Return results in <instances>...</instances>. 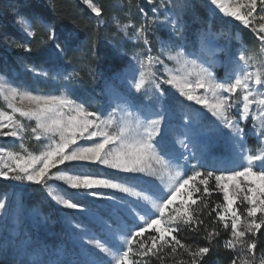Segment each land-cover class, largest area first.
<instances>
[{
    "label": "snow or ice",
    "instance_id": "6c2138e0",
    "mask_svg": "<svg viewBox=\"0 0 264 264\" xmlns=\"http://www.w3.org/2000/svg\"><path fill=\"white\" fill-rule=\"evenodd\" d=\"M165 2L166 0H159V5L154 6L152 12L155 17H159L161 13L158 9H164L163 19L159 23L163 26L170 24L174 38L183 40L182 32L177 31L178 21L175 13L165 8ZM85 3L89 4L97 17L101 16L100 6L90 3V0H85ZM148 3L154 4V0H148ZM167 3L173 4V0H167ZM210 5L214 6V11L218 10L226 17L235 18L256 34L259 41L264 44V22H260L258 28L254 26L258 18L259 21H264V0H210ZM173 7H175L174 4ZM258 12L261 14L259 17H257ZM144 15L147 14L144 13ZM20 23L25 22L21 20ZM43 28L48 34V41L55 43L57 36L54 29L49 25H43ZM25 31H27L26 25ZM27 35L33 36L35 33L28 31ZM138 38H143V31ZM212 39L213 34L210 32L201 34L203 43L210 44ZM148 42L144 38V43ZM15 46L18 49L32 51L26 44ZM164 47L172 46L166 44ZM177 48L174 55L167 56L169 61H175L179 65L177 74L169 73L165 78L163 73L157 76L149 67L140 71L139 79L129 85V88L137 94L146 85L150 86L156 92L158 99H164L167 91L177 89V111L171 113L167 109L153 110L143 103L135 104L129 95L111 86L107 96L109 105L114 107L108 113L107 119L104 118L103 112L97 114V112L88 111L82 102L77 103L74 99L55 95L33 96L13 88L9 95L4 96L10 111L0 110V138H10L13 142L17 139L22 141L25 129L19 118H26L35 122V126L31 128V134L35 136L36 141L47 140L49 143L46 150L41 151L39 155H20L0 148V179L19 182L21 185L33 183L42 185L47 188L48 195L59 205L78 211L84 218V223H75L68 216L64 218L71 239L79 246L82 253L87 252V245L95 244L111 258L105 261V264H147L145 258L159 257L165 249H170L173 254L177 253L178 249H182L190 256L188 264H206L204 258L212 249L213 240L221 236L219 231L207 232L204 238L208 246L195 248L182 243L177 237L183 229L190 230L193 235L199 236L205 222L194 215L199 206L194 207L196 199H193V195L198 193L197 199L200 200V205L207 209L208 205L201 197L210 194L209 182L214 179L216 187L223 193L225 203L222 208L218 207L213 211L218 221L223 224L224 231L231 232V239L227 240L224 246L226 249L237 250L230 264H254L256 260L254 250L258 244L256 234L264 228V155L248 154L245 129L231 113L237 100L240 99L234 95L238 89L242 90L243 118L250 115L254 104L260 106L258 110L264 111V98H261L264 97V70L250 73L248 68L252 58L241 51L228 61L224 82H217L211 70L214 67L213 61L205 58L204 63H208L209 66L203 67L196 60L187 58L194 53L186 54L183 43ZM63 53L64 47L55 43V50L51 55L61 59ZM157 63L164 64V61L157 60ZM262 69H264V62H262ZM132 71L134 73L136 69L133 68ZM72 75H79V73L65 75L64 80H69ZM120 76V73L114 74V78L119 79ZM253 82L259 87H253ZM165 86H168V89ZM197 89L203 90L204 95H193ZM2 92L3 90L0 89V94ZM25 100L31 102L28 108L15 103V101ZM192 101H195L196 105H202L207 112L194 107L191 112L184 111L186 102ZM189 107L192 106L189 105ZM117 109L122 113L118 117ZM170 115L180 117L179 128L182 129L181 134L184 138L172 142L173 145H178V149L169 146L163 139L165 134L174 131L171 127H162V122L169 119ZM252 115L255 120V115ZM202 119L209 121L210 133L224 134L225 129L229 130L228 141L236 158L238 157L241 161V164L236 166L242 170L238 171L230 167L234 160L217 161L213 165L203 160V146L194 139V132L200 126ZM253 127L255 128L256 125L254 124ZM256 134L260 142L264 144V118L261 120V127L256 128ZM81 140L91 141V145L81 146L77 143ZM70 145L73 147L70 148ZM120 155L128 159L141 157L143 162L125 166L116 162L117 156ZM65 162L70 163L65 165ZM91 163L105 165L129 174V179H134L135 174L139 173L160 177L161 184L165 187L155 185L137 191L125 183L112 179H95L83 173L71 175L63 170H57L49 174V169L57 165L84 167ZM171 164L184 165L186 170H192V174L184 178L180 172L173 173L169 170ZM209 167H215L220 174L216 175L212 170L203 173L199 170ZM197 177L202 178L197 180ZM53 179L62 181L76 190L73 198H65L56 193L48 184ZM230 182H234L231 183V189ZM189 185L185 193L188 199L181 201L176 207H170L174 204L176 197L181 194V190ZM93 186L118 190L127 196H121L118 199L113 195H105L101 191L93 190L95 188ZM200 186H203L202 189ZM82 195L90 199L87 202L83 200L73 202L75 198ZM127 197H135V199L130 200ZM237 200L244 206V212H246L243 220L241 219L243 213L238 214ZM6 208V202L0 199V210H6ZM97 210H102L104 215H98ZM257 213L260 215L257 216ZM92 225L98 226L105 233L108 237L107 244L88 238L92 234ZM261 234L264 235V233ZM28 243L25 242L24 245L16 248L18 257L30 255ZM241 254L247 257L246 261L240 259ZM29 264H43V262L30 260ZM48 264H81V262L76 258H69L64 261H49ZM88 264H97V262L89 260ZM260 264H264V258H261Z\"/></svg>",
    "mask_w": 264,
    "mask_h": 264
},
{
    "label": "rangeland",
    "instance_id": "374dc122",
    "mask_svg": "<svg viewBox=\"0 0 264 264\" xmlns=\"http://www.w3.org/2000/svg\"><path fill=\"white\" fill-rule=\"evenodd\" d=\"M139 1L142 4L147 2V0ZM156 1L158 2V6L159 0ZM90 3L93 2L90 1ZM173 4L175 7H173ZM173 4L167 3L166 0L165 8H169L175 13V18L178 21L177 31L182 32L184 37L183 40L174 38L170 24L163 26L159 23V21L163 19L164 9H158L161 13L159 17H155L152 13L144 22L141 20L133 22V20H131L132 17L129 15L126 19L127 22L120 27L123 37L118 40V44L119 48L121 47L120 55L123 60L126 61V64L114 73L121 74L119 79L114 78V74L109 75L103 79L101 90L88 91L82 89V87L78 85V75H72L69 80H64L65 75L78 72L75 67H73V69H64L58 65L51 64L50 67L33 69L27 74H23L25 72L24 70L13 72L10 75L0 74V89L3 90L2 94H0V104L5 106L4 109L0 108V110L10 111L8 108V101L4 99V96L9 95L11 90L15 88L18 92L30 93L33 96L55 95L74 99L77 103L82 102L88 111H94L97 112V114L103 112L104 118L107 119L108 113L111 111V108L114 107V105H109L107 96L109 86H111L129 95L135 104L143 103L153 110L161 108L167 109L169 113L177 111V89L173 88L167 91V95L164 99H158L156 92L150 86L146 85L141 89L140 93L137 94L134 90L129 88V85L134 84L139 79L140 71H144L149 67L157 76L163 73L164 77L167 78L169 73L177 74L179 65H177L175 61H169L167 56L174 55L178 50L177 46L182 43L185 45L186 54L190 52L194 53L193 55L187 56L189 60H196L197 63L201 64L203 67L209 66L208 63H204L205 58L214 62V67L211 70L213 71V75L217 78V82H224L228 61L231 57L237 56L241 51H243L246 56L252 58L250 67L248 68L250 73H257L258 71L264 70L262 69V62H264V44L259 41L256 34L244 27L239 21H236L235 18L226 17L222 13H219L218 10L214 11V6L210 5V0H173ZM90 11L92 12L91 8ZM259 15L261 14L258 12L257 17H259ZM143 18L145 19V16H143ZM24 22L27 26L26 32L30 31L28 22L25 20ZM260 22L264 21H259L258 18L254 26L258 28ZM236 26L246 28L250 32L251 36L254 38V48L245 45L241 34L238 30L233 29V27ZM141 31H143V38H138ZM162 32H164V35L160 38L159 34ZM206 32L213 34V39L210 44L201 41V34ZM144 38L149 41L147 44L144 43ZM124 43H127V49L122 48ZM150 43L152 45L156 44V47H152ZM166 44L172 47L165 48L164 45ZM2 45L5 50L8 51L16 48V46L13 47V45L9 43H0V46ZM217 49H220V51H217ZM157 60H163L164 64L157 63ZM133 68L136 69L134 73L132 71ZM44 73H47V75H44ZM133 76H135V79H133ZM234 78L235 77H233V79ZM252 86L259 87L255 85L254 82ZM165 88L168 89V86H165ZM193 95H204V92L203 90L197 89ZM234 95L240 97V99L237 100L231 114L236 120L240 121L241 127L245 129V144L248 154L264 155V144L260 142V138H258L256 134V128L261 127L264 111L258 110L260 106L254 104L250 110V115L247 118H243L242 90L238 89L237 93ZM15 103L24 108H28L31 105V102L27 100L15 101ZM189 105L192 107H189ZM193 107L203 109L202 105H196L195 101H192L186 102L184 111L191 112ZM203 111L205 113L207 112L206 109H203ZM252 114L255 115V120ZM119 115H122V113L117 109L116 116L118 117ZM208 115H210V113H208ZM19 119L21 125L25 129L23 133L24 139L22 141L17 139L13 142L10 138H0V148H4L11 152H17L20 155H39L41 151L46 150L49 142L47 140H42L40 142L36 141L35 136L31 134V128L35 126L34 121H30L26 118ZM179 121V115L175 117L170 115L169 119L162 122V127H171L174 129L173 132L164 135V142L169 146L177 147V149L178 145H173L172 142L184 138L181 134L182 129L179 128ZM254 124L256 125L255 128L253 127ZM209 128V121L207 119H202L200 126L194 132L195 141L203 146V160L210 165H213L217 161L234 160V163L230 165V167L234 170H242V168L236 166L241 164V161L238 157L236 158L232 146L228 141L227 134L229 130L225 129L224 134H215L210 133ZM77 143L81 146L91 145V141L85 142L81 140L77 141ZM69 147L71 148L73 146L70 145ZM65 151H68V149H65ZM69 163L70 162H65V165ZM192 163H195V161H192ZM244 163L246 164V162ZM65 165H57L55 168L49 169V174L57 170H63L71 175L83 173L91 175L95 179H112L116 182L125 183L129 187H134L137 191H142L145 187L155 185L165 187L164 184H161L160 177L149 176L147 173L135 174L134 179H129V174L119 172L118 170L111 169L98 163L87 164L84 167ZM169 170L173 173L180 172L184 178L192 174V170H186L184 165L177 166L176 164H171ZM199 170L202 173L212 170L215 171L216 175L220 174L219 171H216L215 167ZM201 178L202 177H197V180ZM165 181H167V176H165ZM1 183L7 186L6 191L0 192V199L6 202L7 208L6 210H0V225H2V227H0V256L3 255L5 250H9L10 255L15 256L16 248L24 245L25 242H29L27 247L30 255L23 258L16 255L19 262L35 260L36 262L48 264L49 261L53 260L64 261L69 258H76L81 264H88L89 260H95L97 264H105V261L111 259L106 253H103L96 247L95 244L87 245L86 253L80 251L79 246L70 237L68 226L64 218L68 216L75 223H84V218L78 211L66 209L63 205H59L48 195L47 188L41 185L43 189L40 190L36 188L35 191L29 192L26 191L28 186H30L28 184L21 185L19 182H8L0 179V184ZM213 183L215 185V191L223 198V193L216 187L214 179ZM231 183L234 182H230V189ZM33 184L31 185L33 186ZM48 184L56 193L65 198H73V194L76 192V190L71 189L62 181L53 179L50 180ZM93 187H95L93 190L101 191L105 195H113L118 199L121 196H127V194L120 193L118 190L102 189V186ZM189 187L190 185L181 190V194L176 197L174 204L170 207H176L181 201L188 199L185 193L188 191ZM200 187L202 189L203 186ZM36 192L41 196V201L37 205L27 207V205L21 202L22 196L26 194L28 199L31 197L35 198ZM197 194L198 193L193 195V199H196ZM127 198L130 200L135 199V197ZM47 199L50 203L47 202ZM89 199L90 198L82 195L81 197L75 198L73 202H76V200L87 202ZM43 202L46 204L45 207H42ZM236 207L239 209L238 214L243 213V215H241V219L243 220L246 212H244V206L240 204L239 200H237ZM97 214L101 216L104 215L102 210H97ZM259 215L260 214L257 213V216ZM91 229L92 234L89 235V239L98 240L101 244L108 243V237L98 226L92 225ZM149 232H151V230H149ZM261 233H264V228L256 234L257 236L259 235L258 239H260L257 245L264 250V235ZM226 235L227 237L224 240L223 247H225V242L231 239L230 230ZM227 250L231 251L232 259L235 258L237 250ZM259 250L260 248L254 250L256 256L254 264H260L261 258H264V251ZM163 252L171 253L170 249H165L159 254V257H156V261L159 260L160 262H164L166 257ZM183 254L190 260V256L187 253L183 252ZM240 259L246 261L247 257L241 254ZM145 260L147 262L148 258H145Z\"/></svg>",
    "mask_w": 264,
    "mask_h": 264
},
{
    "label": "trees",
    "instance_id": "16d2710c",
    "mask_svg": "<svg viewBox=\"0 0 264 264\" xmlns=\"http://www.w3.org/2000/svg\"><path fill=\"white\" fill-rule=\"evenodd\" d=\"M90 1L101 7V16L97 17L93 14L85 0H0V43H9L13 47L16 44H26L32 49V51H25L16 47L8 51L3 45L0 46V74L10 75L22 70L25 71L23 74H27L33 69L50 67L51 64L64 69L75 67L79 73L78 85L82 89L101 90L103 79L113 75L126 64L120 55L121 47L119 48L118 44V40L123 37L120 27L127 22L129 15L133 22L138 20L144 22L153 13L152 8L157 6L158 2L154 0V4H149L147 0L142 4L139 0ZM144 13L147 15L145 16ZM21 20L28 22L30 32L35 35H27L24 30L25 23L21 24ZM43 25H49L54 29L57 36L55 43L64 47L61 59L51 55L55 50V43L48 41V34ZM233 29L238 30L247 47H255L254 38L246 28L236 26ZM163 35L164 32L159 34V37L162 38ZM151 46L155 48L156 44ZM122 48L127 49V43H124ZM4 107L0 104V108L4 109ZM36 188L43 189L41 185L33 184L28 186L26 191L32 192ZM6 190V184L1 183L0 192ZM209 192L210 194L201 197L208 205L207 209L200 205L197 197L196 205H194V207L199 206L194 215L205 222L199 236L193 235L190 230L183 229L177 238L194 248L208 246L204 238L206 233L219 231L221 236L213 240L212 249L204 259L206 264H228L232 260V253L223 247L228 232L224 231L223 224L218 221L213 211L218 207L222 208L224 201L215 191L213 180L210 181ZM40 201L41 196L37 192L35 198L28 199L26 194L21 197V202L27 207L37 205ZM47 202L50 203L48 199ZM45 206L43 202L42 207ZM258 248H260L259 251H264L259 245L256 249ZM163 254L166 257L164 262L156 261V257H150L147 264H188L189 262V258L181 249H178L175 254L169 252H163ZM0 264H29V262H19L16 255L11 256L9 250H5L0 256Z\"/></svg>",
    "mask_w": 264,
    "mask_h": 264
},
{
    "label": "clouds",
    "instance_id": "9594fccd",
    "mask_svg": "<svg viewBox=\"0 0 264 264\" xmlns=\"http://www.w3.org/2000/svg\"><path fill=\"white\" fill-rule=\"evenodd\" d=\"M94 155H98V154H94ZM116 162L123 164L125 166H133V165H138L140 163H142V158L141 157H136L134 159H128L122 155L117 156L116 158Z\"/></svg>",
    "mask_w": 264,
    "mask_h": 264
}]
</instances>
